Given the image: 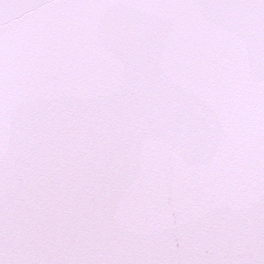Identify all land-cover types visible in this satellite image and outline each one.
Segmentation results:
<instances>
[{
    "label": "snow or ice",
    "instance_id": "6c2138e0",
    "mask_svg": "<svg viewBox=\"0 0 264 264\" xmlns=\"http://www.w3.org/2000/svg\"><path fill=\"white\" fill-rule=\"evenodd\" d=\"M0 264H264V0H0Z\"/></svg>",
    "mask_w": 264,
    "mask_h": 264
}]
</instances>
